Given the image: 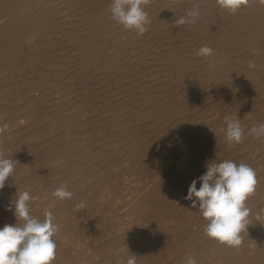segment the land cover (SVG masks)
I'll return each mask as SVG.
<instances>
[{
	"label": "bare ground",
	"instance_id": "obj_1",
	"mask_svg": "<svg viewBox=\"0 0 264 264\" xmlns=\"http://www.w3.org/2000/svg\"><path fill=\"white\" fill-rule=\"evenodd\" d=\"M111 2L0 0V129H5L0 140L4 148L11 146V151L13 146L18 147L16 153L8 151L17 169L15 177H9L0 189V208L20 188L36 189L43 183L35 192L40 190L46 201L58 202L60 210L53 213L55 203L44 205L51 206L58 225L53 239L64 245L62 251L56 249L53 264H117L127 259L129 251L137 256L136 264H186L189 257L203 264L208 256L212 261L264 264V222L256 220V214L264 209V181H258L257 196L246 202L251 210L249 226H256V230L251 232L248 226L242 233L241 246L234 248L210 239L198 224L197 233L187 231L185 211H200L184 197L192 180L206 172V166L196 163L202 172H195L190 183L176 179L171 172H162L167 152L163 143L172 136L170 128L175 123L186 127L195 120L199 128L203 120L199 121L194 111L215 107V98L240 84L252 101L238 106L254 116L246 122L243 144L264 147V137L246 134L253 125L264 123V91L258 82L264 80V6L259 0H249L230 14L220 9L216 0H151L146 6L151 23L143 36H137L111 18ZM194 6L199 7V20L176 25L175 20ZM205 45L213 49L214 56L197 55ZM248 63L255 64L249 77L244 68ZM260 86L264 89V81ZM82 116H86L84 122L80 121ZM205 125L198 130L204 138L214 127ZM4 126H12V131ZM238 149L243 154L244 149ZM217 161L213 157L209 164ZM46 166L51 169L48 167L49 174L44 178L39 176L41 180L35 177L39 173L34 175L36 179L28 176L32 170ZM250 166L258 172L259 167ZM121 169L138 179L147 178L152 186L143 185L130 200L128 218L122 222L127 229L109 231L104 228V212L110 211L104 209V198L116 191L112 181ZM25 175L28 180L22 178ZM61 184L73 192L71 199L52 196ZM165 187L171 194L165 193ZM180 188L186 206L182 210L175 206L174 198ZM80 202L85 206L77 209ZM34 208L31 215L43 220L44 215ZM10 212L15 220H0V228L21 223ZM135 220L139 222L137 228L132 227ZM95 226L105 230L94 232ZM130 234L140 235L142 242L136 244L129 239ZM92 235L102 241L93 246L103 255L100 261L91 256L67 257L73 247L78 250L84 246L80 239ZM121 247L124 251L117 255L115 250ZM151 254L157 257L151 259Z\"/></svg>",
	"mask_w": 264,
	"mask_h": 264
},
{
	"label": "clouds",
	"instance_id": "obj_2",
	"mask_svg": "<svg viewBox=\"0 0 264 264\" xmlns=\"http://www.w3.org/2000/svg\"><path fill=\"white\" fill-rule=\"evenodd\" d=\"M151 0H112L109 5L111 18L122 25L126 30L135 31L137 36H143L151 23L146 6ZM220 9L235 14L249 0H216ZM264 6V0H259ZM200 18L198 6L187 11L185 16L175 20L176 25L195 24ZM198 56L211 57L214 51L208 46H202ZM249 67H255L250 63ZM228 146L243 142L245 128L239 119L225 117ZM3 133V129H0ZM256 138L264 137V123L253 125L248 131ZM15 169V160L5 158L0 154V189L12 177ZM200 183L197 189V183ZM258 184L257 173L246 163L237 164L231 160L220 163L206 164V172L193 179L184 199L191 201V207L197 208L203 218L208 221L204 233L210 239L229 247L238 248L243 242L242 233L251 225L249 220L250 208L247 200L255 193ZM66 184H61L52 196L59 200H68L73 197ZM29 191L17 192L16 199L12 200L7 210L13 211L19 225L5 224L0 228V264H53L56 259L57 245L53 239L58 232V225L54 223V215L50 210L44 212V219L40 220L30 213ZM84 203L76 205L77 209L84 208ZM257 222H264V209L256 214ZM264 226V223H261ZM126 245V244H125ZM128 248V246L126 245ZM129 249V248H128ZM124 248L115 250L120 255ZM127 259L118 260L117 264H136L137 256L129 251ZM186 264H196V260L189 257Z\"/></svg>",
	"mask_w": 264,
	"mask_h": 264
},
{
	"label": "rangeland",
	"instance_id": "obj_3",
	"mask_svg": "<svg viewBox=\"0 0 264 264\" xmlns=\"http://www.w3.org/2000/svg\"><path fill=\"white\" fill-rule=\"evenodd\" d=\"M205 61L206 60L204 59L202 62L204 63ZM249 64L250 63H248L246 66H244V68L246 70L245 73H247V76L248 77H249V75L251 73V70L253 69V67H249ZM263 81L264 80H258V82H259V89H262L264 91L263 86H260V84ZM236 85H238V84H236ZM201 88L203 89V87H201ZM243 91H244V89H241V84H240V85H238V86L235 87L234 91L224 92V93H222L220 95V97L222 96L221 98L219 96L217 98H215V102H213V104H217L215 107H209V108L204 107L205 109H198V110L194 111V113H196L198 115L197 116L198 117V120L201 121V118L203 120L199 124L200 125L199 128H202V125L204 126L205 124H206L205 126L214 125V127H212V129L210 130L211 135L208 136V137H205L204 138V137H202L200 135V133H199L200 130H199V128L196 127V125H198V123L196 122V120H195V122H191L190 124L186 125V127H185V125L183 126L182 124H178V123H175L174 122L175 124L172 126V128H170V131H171L172 136L169 137L165 141V143H163V144L166 145L165 148H166V151H167V152L165 151L166 153H164V155H163V164L166 167V168H164L166 170L163 169V171H162L163 173H165V172L166 173L171 172L173 175H175L174 177L176 179H179V180L184 179L186 182L189 180L187 183H190L195 172H198V171L199 172H202V171H200L201 169H199V167H198L197 164H199V166H202V165L203 166L204 165L206 166V164L210 162L211 158L217 157L218 158V161L215 162L217 164L220 163V162H222V161H224V160H231V161H234L235 160V163H237V164H240L242 162L248 164V162L251 161L249 163L250 165H254V167H256V168L259 167L258 168L259 170H258L257 173L260 175V178L258 179V181H262V182L264 181V178H263L264 177V171H263L264 170V153H263L264 147L261 146V145H256V146L249 145V144H245L244 145L243 143H246V140L245 139L247 138L246 137L247 135L244 136V139H243V142L242 143H239V144L233 143L231 145V147L228 146V143H227V141L225 139V135H226V122H225V117L226 116L232 117L234 119H239L241 125L244 126V128H246V125H247L246 122L250 118H253L254 117L253 114L250 115V113H249V111H248L247 108L238 106V104H240V103H244V102H247L248 103V102H251L252 101V99L247 94V90L244 91V92ZM233 93H234V96L235 97L232 95ZM255 100H257V99H255ZM233 101H235V102H233ZM232 112H234V113H232ZM246 113H248V114H246ZM85 117L86 116L80 117V121L83 120L82 122H84L86 120ZM22 121L25 122V119L24 120L22 119ZM20 122H21V120H20ZM3 128H6L7 130L9 129L8 132H10V131H12V129H10V128H13V127L12 126H9V127H5L4 126ZM3 130H5V129H3ZM198 130H199V132H198ZM60 132H62V131H57V134H59ZM177 133L178 134H182V135L179 136ZM246 134H248V133H246ZM52 135H54V134H52ZM52 135H49L48 137L50 138ZM174 135H177V136L174 137ZM197 135H199V136H197ZM163 137H164V135H163ZM183 137H187V138H184L183 141H180V139L183 138ZM178 138H180V139L178 140ZM54 139H52V142H54L53 141ZM3 144L4 143L0 140V147H2V148H0V154L4 153L6 151V153H4L5 155H3L6 158H9V155H10L8 153V151L9 152H13L14 151V153H16L17 150H18V147L16 148L15 146H13V150L11 151V149H12L11 146L6 148L7 145H5V148H4V145ZM76 144L78 145L79 143L77 142ZM74 146H76V145H74ZM184 146H185V148H184ZM14 147L16 149H14ZM238 147L240 148V150H243L244 149L243 150V154H242V151H239ZM8 148H10V149L8 150ZM236 150H237V152H236ZM1 151H2V153H1ZM238 152H240V153H238ZM231 153H232V155H231ZM258 154L261 157H258L259 156ZM7 155H8V157H7ZM177 155H179V156H177ZM256 155H257V157H255ZM10 157H12V155ZM235 157L236 158L238 157V158L235 159ZM246 157H247V161H248V159L250 161H248V162L245 161L246 160ZM253 157H255V159ZM193 158H196V160H194ZM252 158H253V160H252ZM12 159H14V157ZM173 159L174 160L176 159V160L174 161ZM187 159H189V160H187ZM232 159H234V160H232ZM177 161H178L179 164L177 163ZM193 164H196V165H193ZM16 165H17V162L15 160V166ZM191 165L195 166V168L192 167ZM51 166H46V167H42V168L37 169V170H32V172L29 173L28 176H31L32 177V175H33V177H34V175H36V174L39 173L38 176H35V177H39L41 175V177L44 178L45 176H47L49 174L48 167L51 169ZM196 167H197V169H196ZM45 168L47 169V171H46ZM122 168H123V166H122ZM16 169L17 168L15 167L14 173L12 175L13 177H15V171H16ZM194 169H195V171H194ZM43 170L46 171V173H44L45 175L43 174V172H44ZM124 170L121 169V172H118V170L115 172V174H118V175L116 176L117 178L115 179V182L112 181L113 182L112 184L116 183L114 185L117 186V189H116V191H110L111 193L109 195H106L105 198H104V209H110L109 212H104V228L105 229L108 228L106 230H109V231H111L113 229H117V228L118 229L119 228H121V229H127V227L122 222L125 221L128 218L127 215L129 214L128 208L130 209V207H129L130 206V200L136 198L137 194L142 190L143 185L145 187H148V188H150L152 186V183L150 182V184H149V181H148L147 178L140 177L138 179V176L137 175L136 176H130L129 173H128V171L126 170L124 172ZM186 170L188 172H185ZM176 172H178V173H176ZM120 173H121V175H120ZM27 177L25 175L22 178H27ZM35 177L33 179H36ZM28 179H29V177L27 178V180ZM38 179H40V177ZM116 180H118V182ZM139 182H141V183H139ZM40 183H42V181ZM117 183H119V184H117ZM37 185H39V184L37 183ZM41 185H39L38 187L36 186L35 187L36 189H34V188L32 189L31 186L28 187L30 189V191H31V192L29 191L31 193L30 195L33 198L31 200V202H30V209L34 208L33 206H35V208L33 210H35V211L39 212L40 214L44 215V211L50 210V208H51V206H50V208H46V207H48L50 204L55 203L54 205H52V209H54V212H53V210H50V211L53 212V213L59 212L60 210H58L59 209V203L58 202H53V201L48 200V199H47L48 201H46L45 200L46 199V197H45L46 195H44L42 192H40V190L38 191V193L35 192L39 188H41ZM136 186H138V187H136ZM29 189H22V188H20V190L18 192H22V191H26V190L28 191ZM32 191H34L37 194L35 195V193H33ZM164 191L167 194H171V190L168 187H165L164 188ZM133 192H135V193L132 194ZM175 194H176V196H174V198H175V206H177L181 210L182 209H185L186 206H185V203L183 201V189L180 188V189L176 190V193H174V195ZM40 195H42V197ZM12 196L14 197V195H12ZM12 196L5 200V202L7 201L6 203L4 202L1 205L2 207L0 208V215H1V219L0 220H2V221H8V220L12 219V215H11L12 213L9 210L6 209L8 207V205L10 204L11 199H13ZM254 196H257V192L256 191L252 195V197H254ZM252 197H250L249 199H251ZM42 198H44V199H42ZM14 199H16V196L14 197ZM33 201H35L36 203L38 201L39 203L36 204ZM41 203H42V205H41ZM110 212H111V214H108ZM185 212H186L185 215H186L187 220H188V224H187V227H186L187 228V231L190 233L192 230L193 231L195 230L194 232L197 233L199 231L198 228H197L198 225H199L198 227L201 228L200 231H202L203 228H204L203 227L204 224L206 225L208 221H206V220L204 221L203 218L202 219H199L198 218L199 216H202L201 212L197 213L196 211H194V213H193V210H191V209H188ZM105 213H107L108 215L105 214ZM135 221H136V223H133L132 224V227L137 228L139 222L137 220H135ZM119 223H122V224H119ZM83 225L84 224H82L81 228L84 227ZM119 225L120 226L122 225V226L121 227H118ZM123 226H124V228H123ZM258 227L259 226H257V228ZM104 228H101V226H99V227H96L95 226L94 229H93V231L94 232H98V231H101ZM110 228H112V229L110 230ZM190 229H191V231H189ZM249 230L251 232H254L256 230V226H249ZM137 235L138 234H136V235L135 234H130V235H128V237H129V239H131L136 244H138V242L140 244V242H142V239L140 240V238H142V237L140 235H138V236ZM80 241L84 244V246L81 247L78 250L75 247H73L74 248V251L73 252H70L69 251L68 252L69 254H67L68 255L67 257H70V258L72 257V259L73 258L78 259V257H79L80 259H83L85 256L86 257L87 256H91V258L96 259L95 260L96 262L98 260L100 261L102 259L103 255L101 256V254L98 252V250L97 249L94 250V248H93V246L95 244H97L99 242H102L101 240H96L94 238V236L92 235V236H90L88 238L80 239ZM104 241H105V238H104ZM71 243L74 244V242H70V244ZM56 245H57L58 251H62L63 250L64 245H62L60 242H57ZM92 248H93V250L95 252L92 250ZM88 251H90V252H88ZM154 255H156V254H154ZM154 255L151 254L149 257L151 259L156 258L157 256H154ZM94 256H95V258H94ZM99 257H101V258H99ZM209 257L210 256L207 257L206 261H204L203 264H227V263H229L231 261V260H228V259H224L223 261H212V260H209L208 259ZM166 258H168V257L165 256L164 261H167L168 260ZM61 264H65V263L62 262ZM199 264H202V263H199ZM229 264H239V263H229Z\"/></svg>",
	"mask_w": 264,
	"mask_h": 264
}]
</instances>
